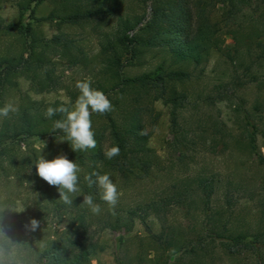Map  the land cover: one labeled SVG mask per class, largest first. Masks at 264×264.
<instances>
[{"label": "rangeland", "instance_id": "rangeland-1", "mask_svg": "<svg viewBox=\"0 0 264 264\" xmlns=\"http://www.w3.org/2000/svg\"><path fill=\"white\" fill-rule=\"evenodd\" d=\"M18 2L0 0L4 24L19 20ZM202 2L211 22L221 29L224 41L221 48L211 49L203 70L189 64L195 76L177 85L188 94L179 118L186 143L172 142L171 106L163 99L157 100L151 114L145 117L152 124L148 144L154 151L155 163L143 177L108 173L117 185L119 199L114 209L104 201L96 202L101 207L99 215L81 204L82 195L73 198V205H65L59 200L57 188L36 175L32 162L40 154L49 160L64 154L75 161L70 143L59 141L64 139L59 132L53 134L55 119L44 115L49 106L54 107L56 100L74 103L79 95L75 88L78 80L89 79L96 89L116 83L103 71L99 30L94 25L101 21L60 24L56 14L70 10L65 0H42L35 5V17L26 13L41 41L59 35L62 41L72 42L74 52L85 58L74 64L60 48H49L44 67L37 73L43 78L49 72L52 87L40 91L41 86L33 85L31 80L36 71H22L16 85L6 93L5 102L14 103L18 109L31 100L42 102L33 112L38 133L0 148V200L7 197L6 202L16 208L5 210V231L12 248L22 257H34L36 264H50L42 255L52 245L66 246L67 253L73 256L86 242L90 253L85 264H264V242L257 241L251 247L220 237L224 223L251 238L264 232V68H258L259 81L251 82L246 71L237 70L230 60L231 54L235 58H252L246 52L249 44L255 58L260 49L249 34L260 32L263 25L242 14L235 18L224 16L229 5L223 0ZM149 4L126 0L122 11L144 13L148 20ZM109 20L101 24L105 30L116 22L115 17ZM22 40L15 31L0 29V54L18 55ZM143 58V65L126 68L127 76L153 70L163 61L178 66L162 48L151 49ZM258 105L261 110L256 108ZM100 115L92 113L91 121L92 130L102 133L105 118ZM3 119L0 117V124ZM200 174L215 178L216 190L210 201L202 199V192H193L195 201L191 206L171 204L160 213L143 209L152 200L168 199ZM227 196L232 205L226 202ZM132 211L136 213L132 215ZM31 218L40 221V228L29 233L25 225Z\"/></svg>", "mask_w": 264, "mask_h": 264}, {"label": "trees", "instance_id": "trees-1", "mask_svg": "<svg viewBox=\"0 0 264 264\" xmlns=\"http://www.w3.org/2000/svg\"><path fill=\"white\" fill-rule=\"evenodd\" d=\"M40 1L42 0H19L17 5L20 14L17 22L4 24L0 14V29L15 31L23 38L18 55L0 54V107L6 103V93L10 86L16 85V77L22 71H36L34 75H31V80L33 85L41 86L40 91L52 87V77L49 72H46L43 78H40V73H37V70L44 67L46 51L49 48H60L63 55L74 64L85 58L80 53L74 52L72 42L62 41L59 35L49 41H41L35 27L25 17L26 13L31 18L35 17V5ZM65 1L69 3L70 10L61 15L56 14L61 19L60 24L70 22L85 25L93 24L100 19L101 23L96 22L94 25L99 30L103 71L116 79V83L110 88L98 86V89L111 101L113 109L111 112L100 115L103 119L105 118V124L102 133L94 132L96 147L87 151L72 150L71 153L81 168L78 174L79 187L84 194H91L94 201L99 202L103 200L99 197L98 189L95 185L88 187L84 180L86 174H91L95 170L101 174L114 172L121 173L123 177L126 175L143 177L150 172L155 163L154 151L148 144L151 132L148 131V135H142L141 130H149L152 125L146 122L145 117L148 113L151 114L157 100L163 99L171 106L172 142L177 145L186 143L187 136L182 131L179 118L180 109L187 101L188 94L178 89L177 85L195 76V70L190 69L189 64H193L194 69L202 68L209 59L211 49L221 48L224 40L221 38V29L216 27L217 23L211 22L202 0H137L140 5L146 6L150 3L148 20L144 13L123 12L122 8L126 0ZM223 2L229 5L224 16L231 18L234 15L235 18L238 14H242L249 17L252 22L256 21L263 25L262 29H259L260 32L254 31L249 34L252 43L255 41L254 44L260 49L255 58H253L251 44L246 52L252 58H235L234 54L230 55V60L236 64L237 70L243 68L246 75L250 76L249 81H259L258 68H264V0L258 3L255 0H223ZM65 7L67 6L64 5V10ZM113 17L116 18L115 24L110 30H105L101 24ZM155 48L166 49L172 56V63L178 66L172 67L171 64H167V61H163L153 70L134 76L126 75L128 66L143 65L146 62L143 56ZM236 51L239 52V49ZM245 60L248 62L246 63ZM62 102L65 101L56 100L54 108ZM41 106V101L31 100L21 104L16 113L3 119L0 124V148L20 137H30L38 133L35 130L37 120L33 112ZM256 108L262 109L259 105ZM60 117L61 114L57 113L51 118L57 120ZM157 117L158 115L155 118ZM57 132L64 137L60 131H54L53 134ZM254 138L252 137V140ZM113 144L119 146L120 154L111 160L106 159L103 148L105 145ZM214 185L213 176L197 175L185 187L178 188L168 199L152 200L143 209L147 212L160 213L166 211L171 204L191 206L195 201L193 192H202V199L210 201L216 190ZM226 202L230 204L232 199L227 196ZM135 213L136 211L131 212L132 215ZM84 227L87 228V226ZM249 235L246 232H235L227 228L224 223L220 237L235 244L251 247H255L257 241L264 242V232L255 234L254 238ZM79 246L81 250L71 256V253H67L66 246L56 248L52 245L43 253L42 259L48 260L50 264H85L90 253L89 246L86 242H82Z\"/></svg>", "mask_w": 264, "mask_h": 264}, {"label": "clouds", "instance_id": "clouds-1", "mask_svg": "<svg viewBox=\"0 0 264 264\" xmlns=\"http://www.w3.org/2000/svg\"><path fill=\"white\" fill-rule=\"evenodd\" d=\"M75 88L79 95L74 103L62 102L55 108L49 106L44 115L46 118H51L60 113L61 118L53 123V131H60L64 134V139L59 141H68L75 152L87 151L97 145L95 133L92 130V113L103 115L111 112L113 106L104 92L92 87V82L89 79L76 81ZM18 110L17 105L6 102L3 107H0V117L8 118L10 113H16ZM141 134L148 135V130L142 129ZM119 154L118 145H105L103 148V155L106 159L111 160ZM32 164L35 165L36 175L40 179L57 188L59 200L65 205H73V198L82 195L83 202L81 204L87 206L92 214H100L101 207L94 201V197L91 194H84L79 187L78 174L81 172V168L75 161L68 159L64 154L57 155L51 160L45 159L40 154ZM84 180L89 188L95 185L100 199L106 202L110 208H115L119 199V192L109 174H101L94 170L91 174H86ZM6 200L7 197L0 200V237L3 238L0 239V264H36L34 257L24 258L11 246L3 220L5 210L15 211L16 208L7 203ZM39 228L40 221L35 218H31L25 225V229L29 233L36 232ZM40 247L43 249L44 245Z\"/></svg>", "mask_w": 264, "mask_h": 264}]
</instances>
